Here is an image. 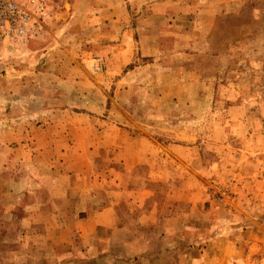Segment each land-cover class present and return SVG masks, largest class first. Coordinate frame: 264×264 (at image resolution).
Returning <instances> with one entry per match:
<instances>
[{
    "label": "rangeland",
    "instance_id": "374dc122",
    "mask_svg": "<svg viewBox=\"0 0 264 264\" xmlns=\"http://www.w3.org/2000/svg\"><path fill=\"white\" fill-rule=\"evenodd\" d=\"M23 1L31 30L0 42V173L15 167L29 194L5 191L0 179V264H264V0H55L57 15L68 12L55 19L46 0ZM84 34L114 44L96 48L87 74L99 91L117 93L133 118L145 114L146 129L160 128V136H138L139 176L151 187L155 170L159 194L148 191L122 225L97 228L91 240L70 229L39 242L53 231L45 228L50 217L72 221L73 197L51 196L54 170L25 153L47 159L51 142L50 155H61L71 132L60 126L64 118L39 117L34 126L29 116L57 105L48 98L65 88L51 84L50 63L85 60L75 46ZM58 43L64 52L49 53ZM67 102L57 106L81 104ZM178 142L195 146L185 155L191 163L175 164L162 148ZM41 199L47 204H33ZM95 199L101 206L108 198ZM36 212L41 227L26 218ZM218 251L230 255L226 262L212 261Z\"/></svg>",
    "mask_w": 264,
    "mask_h": 264
},
{
    "label": "crops",
    "instance_id": "0c3cea01",
    "mask_svg": "<svg viewBox=\"0 0 264 264\" xmlns=\"http://www.w3.org/2000/svg\"><path fill=\"white\" fill-rule=\"evenodd\" d=\"M46 1L49 9H53L52 19L68 15V12L64 14V11H61L57 15L58 8H55V0ZM77 36L79 35L77 34ZM85 37L84 34L83 38H79L75 45L83 52L85 60L76 58L63 62H56V60L51 63L48 62L51 68L57 72V76L51 84L60 85L65 88V92L59 94L56 90L57 93L50 94L48 100L57 102V105L59 101L63 100L75 103L81 102V104L70 107H58L55 105L51 109L46 107L43 111L34 112L29 116L30 120L35 121L34 126L40 122L39 117H53L56 118V121L64 118L65 124L60 126L69 128L71 132V137H67V143L61 145V149L64 150L61 155H50L51 142L47 144V159L43 156L39 157L31 151H26L25 153L28 160L31 159L32 154L35 161L42 160L43 165L40 167L44 170H48L49 172L54 170L56 176L47 178V186H45L51 196H62L66 197V199L73 197L71 203L73 204L74 215H69L72 221L69 220L66 214H63V217L59 218L50 217V221H45V228L52 229L53 231H47L46 235L41 237L37 235L39 242H43V237H46V239L55 238L58 232L69 234L70 229L76 230L77 233L84 237V240H91L90 236L93 235L97 228L109 226L117 229L119 225H122L124 223L123 219L128 218L129 214L135 211L134 208L137 205L138 199H144L148 191L153 189L151 194H159V192L154 191L157 179L155 170H153V174H149L150 177L153 176L151 187H145V178L147 177L144 174L140 173L141 175L139 176V172L145 168L142 157L143 149L145 150V148L138 136H145L149 132L160 136V128L154 131H151L149 128L146 129L145 114L138 119L133 118L134 110L122 107V103L118 101L117 93L115 97H111L99 91L97 85L100 86V84L94 77L91 78L87 74L91 75L94 71L93 56L97 51L96 48L101 47L106 51L113 48L111 45L113 43L103 42L98 36L97 38L90 39H84ZM62 45L64 46V44L58 43L52 46L51 48L54 50L49 53L57 54L60 51L64 52V49H61ZM58 63H61L60 66ZM47 71L45 72L46 74ZM73 72H76L77 75H69ZM62 73H67L68 75ZM66 82L77 87L68 89L64 87V84H68ZM86 84H89L88 90L79 87ZM42 94L45 95L44 92ZM47 94H49L48 91ZM54 96L56 97L54 98ZM44 99H47V97ZM108 99H111V102ZM13 112L11 111L12 114ZM18 115L15 110V118ZM116 125L118 128H116ZM111 126H115L113 131L114 136L109 135V139H106V132L110 130ZM137 128L141 133L135 131ZM118 133L120 134L119 136ZM92 136L95 139L97 138L96 141L90 140ZM53 145L58 146V144ZM24 147H27V143L25 142ZM32 147V144L31 146L29 145L30 149ZM162 148L168 154L167 156L172 155L171 160L179 166L193 161L191 157L187 158L185 156L187 152L191 153L192 150H195V146L191 142L169 143L168 145H163ZM1 150H3V147L0 142V154ZM193 159L196 158L193 157ZM52 162H57V166H51ZM17 165H20V157L18 158ZM13 168L16 171L0 173V179L8 182L5 186V191L15 192L23 196L29 189L28 178L18 177L17 169ZM58 175H61V177ZM115 196L123 197V200L119 202L111 199ZM99 197L108 199L99 206L97 199H95ZM34 203L37 205L47 204L42 199L36 200ZM62 203V207L67 205L65 198ZM39 212L48 214L49 210L41 209ZM33 214L26 218L34 221L38 218L36 225L41 227V220L39 219H42L43 216H40L38 212ZM36 225L31 227L39 229L38 227H34ZM69 243L70 241L68 245ZM64 249L65 246L61 249V252ZM217 253L212 261L220 260L224 263L228 260V256H230L228 253L225 254L219 251Z\"/></svg>",
    "mask_w": 264,
    "mask_h": 264
},
{
    "label": "built area",
    "instance_id": "2783aa9c",
    "mask_svg": "<svg viewBox=\"0 0 264 264\" xmlns=\"http://www.w3.org/2000/svg\"><path fill=\"white\" fill-rule=\"evenodd\" d=\"M28 8L23 0H0V42L5 38H25L31 30Z\"/></svg>",
    "mask_w": 264,
    "mask_h": 264
}]
</instances>
